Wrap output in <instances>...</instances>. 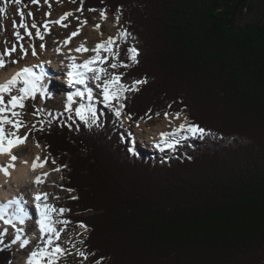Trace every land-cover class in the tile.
Returning <instances> with one entry per match:
<instances>
[{
  "label": "trees",
  "instance_id": "1",
  "mask_svg": "<svg viewBox=\"0 0 264 264\" xmlns=\"http://www.w3.org/2000/svg\"><path fill=\"white\" fill-rule=\"evenodd\" d=\"M74 1L131 34L117 59L139 62L114 73L147 81L120 100L132 122L184 109L211 133L153 154L103 103L92 126L50 109L32 136L61 168L70 233L87 226V264H264V20H239L252 0Z\"/></svg>",
  "mask_w": 264,
  "mask_h": 264
},
{
  "label": "snow or ice",
  "instance_id": "2",
  "mask_svg": "<svg viewBox=\"0 0 264 264\" xmlns=\"http://www.w3.org/2000/svg\"><path fill=\"white\" fill-rule=\"evenodd\" d=\"M11 3L14 4H22L23 0H10ZM33 4H39L40 0H30ZM44 3H48V0H44ZM78 11H82V9H77ZM90 11H95V9H90ZM119 11V10H118ZM6 13V9L4 7H0V15ZM17 15L20 16V23L17 24L15 20L13 21V35L15 36L17 42L24 39V36L18 31L19 28H23L24 35H26L29 39L33 37V32L30 30L35 29V38L39 40L44 39V33L49 32V24H56L61 27H67L68 25L64 23V21L72 15V13L68 12L61 16L59 19L53 21H45L41 26H37L35 22H33L29 28V25L25 22V14L23 9H17ZM45 15H50V13H46ZM28 17H32V13H27ZM100 18L106 19V14L103 10L100 11ZM78 19V18H77ZM115 22L119 23V15L115 17ZM87 23V21L80 22V26L76 29V31L72 32L70 36H68L63 42V46H67L73 38L78 36L83 28V26ZM2 27V26H0ZM94 30H98L100 25H94ZM41 28H43V32H41ZM131 34L127 32V30H122L118 32V37L120 39H126ZM116 37H109L107 40H101L100 42L96 43L93 48L86 47V41L82 42L79 46L71 49L70 51H74L77 53H84V52H93L94 55L85 59L81 64H76L75 60L76 57L74 56H67L66 59L70 60L71 63L67 65L69 71L67 73L68 77L74 78L69 80V84L73 82L75 84L83 85L85 84V80L88 78L85 76V72L92 73L91 79L95 81H102L101 84H97V87H102V96H103V103L106 107L112 109L117 117H120L121 111L124 105L121 103L119 107H115L113 105V101H119L121 98L124 97V93L126 92H136L139 91V85L147 83L146 80H136L130 86H126L121 83V75L116 73L108 72L107 68L99 67L100 64H104L107 62L108 57H102L101 52L110 53L113 58L119 56V51L114 50L113 46L116 44ZM32 47L31 54L33 56L37 55L35 50V46ZM40 49H44L45 45L41 43L39 45ZM19 51L23 55H27V50L21 44L19 45ZM55 51L60 54L61 49L57 47ZM17 52V44H13L12 47L8 48L5 47L2 51H0V69L6 67L7 63H18V60L9 59L12 57L14 53ZM128 59L131 61V64H117V63H110L108 67L111 69H116L117 67H130L131 65L137 64L139 61L137 59L138 51L136 48H128L127 49ZM78 69H82L83 71H78ZM103 77H107V79H103ZM42 79L41 76H37L33 73L30 67H24L17 71L10 79H8L5 83L0 84V113H4L6 110H10V108H15L17 106L23 107L22 101L28 97L34 95L36 92L40 91V88L37 87L36 82ZM22 83L24 86L17 88V84ZM13 89H17L20 95H11L10 99L5 104L4 96L5 93H10ZM73 96L83 97L84 92L77 90L76 92L70 94L67 97L68 100V107L67 110L71 111V104L73 102ZM87 98L89 101L92 100V93L88 90ZM75 114L79 119L89 126L97 125L98 123V116L96 109L91 105L87 108V114H85V109L83 106L80 108L75 109ZM13 116H17L18 113L12 112ZM165 118L167 119L169 113H165ZM176 119L180 118V114L177 113L175 116ZM11 124L13 128L16 129L15 132H8L5 133L3 125ZM50 123V122H49ZM22 127V123L20 121L13 122L12 120L8 119L7 117H0V155L8 156V162L4 164H0V175H3L5 180L7 181L10 179L11 170H15L16 168V161L19 160V157L13 154L12 150L18 146H22L26 144L28 139V134L25 136L20 137L17 135L19 128ZM32 130H36L35 125L33 126ZM43 130V128L39 129ZM186 133V136L180 135L181 133ZM210 131L204 128H201L195 124H184L181 123L172 133H161V143L169 148L174 149L176 144L180 142V140L186 139L188 136L195 137V138H203L206 135H210ZM37 148L40 147L39 143L37 142L35 145ZM160 147V144L156 145ZM48 158L45 157L43 161L40 160L39 156L34 157L31 163V171L35 172L38 168H43L47 163ZM55 161H53L54 163ZM25 165H27V161H22ZM53 171H60V168H55ZM49 173L45 172L42 173L43 177H47ZM41 175L35 176L29 183L33 185H41L45 182L42 179ZM68 191H71L69 189ZM49 193L46 192H35L32 196V200L28 201L27 203H33L36 213L37 219H35V226H36V239L37 241H43V244L46 246H37L34 250H32L27 257L26 264H58L59 257L65 255L67 253V249L61 248L58 244L54 247V241L59 240L61 238V234L66 230L67 225L70 223L67 220H58L55 219V216H62L67 209H57L54 205L48 203ZM72 199H76V197H72ZM25 199L23 195L19 197H13L7 201H0V222L4 225L10 226L14 230V239L13 243L19 241V247L24 248L29 245L30 240L28 238H22L24 229L22 227H18L17 225H25L26 221L31 219V216L28 212V209L24 206ZM62 225L61 228H57L56 225ZM80 227L87 230V226L83 223H80ZM4 232H7V229L0 230V236L3 235ZM83 243V241H81ZM70 254V253H67ZM76 254L84 259H87L88 256L94 255V253H85L79 249H77ZM104 258L101 257L98 260L94 261V264H103Z\"/></svg>",
  "mask_w": 264,
  "mask_h": 264
},
{
  "label": "rangeland",
  "instance_id": "3",
  "mask_svg": "<svg viewBox=\"0 0 264 264\" xmlns=\"http://www.w3.org/2000/svg\"><path fill=\"white\" fill-rule=\"evenodd\" d=\"M0 7H4L6 9V13L3 15H0V51H2L5 47H12L13 44H17V52L12 55L9 59H14L18 60V63H7L6 67L3 69H0V73H3L1 71L8 72L10 70V67L14 68H20L24 66L25 64H28V62H35V63H41V56L45 57L46 52L48 48L51 49L53 47H60L62 46V42L70 36V34L80 26V22L82 21H87V23L83 26L80 34L73 38V42H77L78 40L80 41L94 45L97 43L100 39H102L107 33H110L112 37H117L118 32L125 30V23L122 21V18L119 16V23L117 24L115 22V17L117 15L113 14H106V19H101L100 18V13H95L92 11H87L81 4L75 3L73 0L72 1H67V0H48V3H44V0H40L39 4H31V5H25V4H14L11 2H6V1H1L0 0ZM21 8L24 11L25 14V22L29 25V28L33 22L37 24V26H41L45 21H53L56 19H59L61 16H63L65 13L61 11L62 9L68 10V9H74L73 15H71L68 20L65 22L67 24V27H61L56 24H49V32L44 33V39L39 40L35 38V29H30L31 31L33 30V37L29 39L26 35H24L23 28H19L18 31L21 33V35L24 36V39L20 40L17 42L15 36L13 35V32L15 31L13 29V21L17 24L20 23V16L17 15V9ZM68 8V9H67ZM77 9H82V11H78ZM31 12L32 17H28L27 13ZM42 13H50V17L53 19H50L48 15L46 16L45 14ZM42 14V19L40 18V15ZM36 16V17H35ZM78 18V19H77ZM240 23H245V22H256V21H262L264 20V0H252L249 2L247 9L243 11V14L239 18ZM100 25V28L98 30H94V25ZM113 26V27H112ZM88 28L91 29L92 32L88 30ZM114 28V29H113ZM113 29V30H112ZM25 31V30H24ZM41 32H43V28H41ZM95 38H98L96 40ZM124 39H120L117 37L116 44L113 46L114 50H117L118 44L123 41ZM28 42H34V44H37L36 46V51L37 53L42 52L41 54H37L35 56H32L30 48H28L29 43ZM43 43L45 45V48L42 50L40 49L39 45ZM23 45L24 48L27 50V55H23L21 58L22 54L19 51V45ZM31 43V45H34ZM35 46V45H34ZM68 46V45H67ZM64 46V47H67ZM51 47V48H50ZM39 55V56H38ZM41 55V56H40ZM108 55V60L105 65H103V68H107L108 72L114 73L115 69H111L108 67V64L110 63H121L120 60L117 59V57L113 58L110 53H105V56ZM35 71H38L37 68H35ZM8 77V76H7ZM42 78L44 79L43 81L39 82V88L40 91L36 92L34 95L26 97L22 103L23 107H17L14 112L18 113L17 116L9 115L6 116V112H4V117H7L8 119L12 120L13 122L15 121H20L22 123V127L19 128V131L17 133L18 136L23 137L25 134H28V139H27V145L24 147V145L21 146V150L18 152H15L14 154L16 156H19L21 159L24 156H27L29 158H34L35 152L37 149L39 150L38 152L42 154L43 159L45 157L48 158V156L45 154L42 145H40L39 148H37L36 142L33 140L32 133L34 130H32L33 126L35 125V128L38 127L40 123L43 122L44 119H46L50 109L54 110H61L64 109L68 112L69 115L76 116L75 114V109L80 108L81 106L91 105L96 109V106L99 102L103 103V96H102V87H99V90L94 89L90 84L86 85L94 90L92 100H83L82 98L78 99L75 102H72L71 104V111L67 110L68 103L67 100L64 98V96H61L59 93V85L58 87H55L54 85L48 84V79L46 73L43 72ZM47 79V80H46ZM103 79H107V77H103ZM50 82V80H49ZM102 81H100V84ZM90 85V86H89ZM19 86L23 87L24 85L22 83H19ZM17 86V88H19ZM57 86V84H56ZM62 87V86H61ZM84 90V88H82ZM16 95H20V93L17 91ZM115 107H119V103L117 101L112 102ZM7 104V103H6ZM104 104V103H103ZM105 105V104H104ZM11 109V108H10ZM8 111V110H6ZM85 114H87V111H85ZM184 116H188L189 114L187 110L183 109ZM170 116V117H169ZM169 118H165L164 116H158L154 117L150 120H144L146 122V126L150 133L155 134L156 130L153 131V129L156 127L162 129L164 126H166V132L173 131L171 129V126L176 124L175 121H173L171 118V115H169ZM12 118V119H11ZM190 119V118H189ZM125 123H127L124 120ZM144 122L140 121L139 123L141 124L138 126V128L143 130L145 132L144 127ZM129 124V123H128ZM143 124V126H142ZM5 128L6 133L8 132H15L16 129L13 128L11 124L5 123L3 125ZM146 130V132H148ZM152 130V131H151ZM32 141V144L30 142ZM25 152V153H24ZM31 152V153H30ZM34 152V153H33ZM22 153V154H21ZM49 168H51L50 175H53V180L49 178L50 183H48V187L53 188L51 195L49 198L52 200L51 204L54 205L55 208L57 209H65L66 205V196L65 193L66 191L64 190L62 186V176L60 174V171H53L55 168H59L55 162L53 163V160L48 158L47 163ZM61 170V168H60ZM52 172V173H51ZM55 219L58 220H67L66 218V212L63 213L62 216H55ZM62 225L58 224L57 228H61ZM2 224L0 222V230H2ZM86 230L82 227H79L78 231L76 233H70L69 227H66V230L61 234V238L59 240L54 241V245H59L63 249H67V253L70 254H65L58 259V264H87L86 259L83 257H80L76 254L77 249L80 250V244L81 241L84 239L86 235ZM13 237L11 232H4L2 236H0V244L5 247H11L13 250V259L12 263L14 264V260L16 257H19L21 253V249L18 246L17 243H13Z\"/></svg>",
  "mask_w": 264,
  "mask_h": 264
},
{
  "label": "bare ground",
  "instance_id": "4",
  "mask_svg": "<svg viewBox=\"0 0 264 264\" xmlns=\"http://www.w3.org/2000/svg\"><path fill=\"white\" fill-rule=\"evenodd\" d=\"M88 30L90 32H92L90 28H88ZM110 33H107L98 42H100L101 40H107L109 37H112L110 35ZM95 39L98 40V38H95ZM80 41H82V40H78L77 42H74V43H69L67 47H64L63 45L60 46V49H61L60 54H58L55 51V49L57 47L56 48L50 47L51 49L48 48L47 50H45V52H46L45 57H42L43 55L42 56L40 55L41 56L40 60H41L42 64L41 63H35V62H28V64H25L24 66H22L20 68H17V67L11 68L10 67V70L8 72L1 71L3 73H0V84L5 83L8 79H10L20 69H22L24 67H30L33 72L35 71V68L38 69V71H35L37 76L42 77L43 72L46 73L47 79H48V84H50V85H54L55 87H58V85H59V89L62 88L61 87L62 85L63 86L69 85V80L74 79V78H70L66 75L67 77H64L62 80V81H65V83L57 84L56 82H54V78H55L54 74H57L58 72L62 73V71H65V72L69 71V68L67 67V65L69 63H71V61L66 59L67 56L76 57V60H75L76 64H81L85 59H88L89 57L94 55L93 52L77 53L74 51H70L71 49H74L75 47L79 46L81 44ZM92 44L93 43H91V44L86 43L85 46L88 48H93L96 43L94 45H92ZM30 45H31V43H29L28 48H30V50H31L32 47H30ZM31 46H34V45H31ZM35 50H36V46H35ZM41 53L42 52H39L37 54H41ZM101 56L103 57L102 54H101ZM100 66H101V64L99 65V67ZM53 69L55 70V72L52 71ZM78 71H83V70L78 69ZM85 76L88 77L87 81H86L87 84H90L96 90L100 89L99 87H97V84H100V81L92 80L91 79L92 73L85 72ZM43 80L44 79L42 78L40 81L36 82L38 88L40 85L39 82H41ZM49 80H50V82H49ZM56 84H57V86H56ZM17 86H19V83L17 84ZM83 88H84V90L81 89L82 91L81 90L80 91L84 92V96L83 97L74 96L73 102L77 101L79 98L80 99L82 98L83 100H88V98H87L88 90L91 91L92 96H93L94 90L89 88L86 84L83 85ZM3 96H4V94H3ZM67 103H68V100H67ZM88 106H89L88 104L87 105L85 104V106L83 104V108L85 109V111H87ZM0 116L4 117V114L0 113ZM180 123H184V120L180 121ZM164 128H165V126L162 129L156 127V129L154 128V130L162 131ZM4 131H5V128H4ZM150 134L151 133L148 130V133L145 135L146 137H148L147 139H149V140H150V138H149ZM30 142L32 143L31 140H30ZM32 144H34V143H32ZM26 145H27V142L24 145V147ZM156 145L157 144H154V146H156ZM160 148H161V146H160ZM19 150H21V146L14 148L12 150V152L14 154L15 152H18ZM33 151L36 153L34 157L39 156L41 158L40 153L38 152L39 151L38 149L35 151L33 148ZM17 157H19V156H17ZM8 159H9L8 156L0 155V164L7 163ZM33 159L34 158H29L27 156H24V154H23V157L15 162L16 163L15 170H11V169L9 170L11 173L10 179H8L6 181L5 178L3 177V175H0V201H7L13 197H19V196L23 195L25 202H26L24 206L28 209V212L31 216V219L27 220L25 225H17L18 227H22L24 229V233H23L22 238H28L30 240V243L26 247L20 248L21 253H20L19 257H16V259L14 260V264H26L28 254L32 250H34L37 246H46L43 244V241L38 242L36 239L37 231H36V226H35V219H37V213H36L34 204L33 203H27V202L32 200L33 194L37 191L46 192V193H49V196L51 195L53 188H50L47 185H48V183H50L51 180H53V175H50L51 168H49L47 164H45V166L43 168H38L35 172L31 171L30 169H31V163H32ZM40 160L43 161L44 159L42 158ZM22 161H27L28 162L27 165L22 163ZM45 172L49 173L48 177L51 178V180H49V178H48L47 181H45L41 185H33V184L29 183V181H31L35 176H37V175L42 176V173H45ZM42 179L45 180V177L42 176ZM51 202H52V200L48 197V203L51 204ZM1 224H2V222H1ZM57 226H58V224L56 225V227ZM2 228L3 229L6 228L7 232H11L12 237L14 239V230L10 226L2 224ZM15 243H17L19 246L20 242L17 241ZM52 246L54 247L55 245L53 244Z\"/></svg>",
  "mask_w": 264,
  "mask_h": 264
},
{
  "label": "built area",
  "instance_id": "5",
  "mask_svg": "<svg viewBox=\"0 0 264 264\" xmlns=\"http://www.w3.org/2000/svg\"><path fill=\"white\" fill-rule=\"evenodd\" d=\"M61 11H63V9Z\"/></svg>",
  "mask_w": 264,
  "mask_h": 264
}]
</instances>
